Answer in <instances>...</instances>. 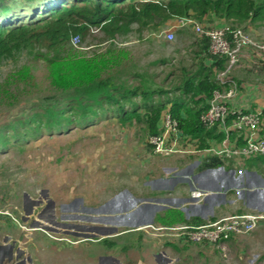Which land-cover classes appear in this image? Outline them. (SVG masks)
Instances as JSON below:
<instances>
[{"label": "trees", "instance_id": "16d2710c", "mask_svg": "<svg viewBox=\"0 0 264 264\" xmlns=\"http://www.w3.org/2000/svg\"><path fill=\"white\" fill-rule=\"evenodd\" d=\"M178 19L199 23L221 22L213 26H229L248 33L264 28V0H0V64L17 60L22 55L32 56L43 64L47 88L44 91L38 87L31 68L24 66L0 86V100L7 101L11 107L20 104L22 98H29L31 90H34L37 100L42 99L56 107L48 110L43 103L34 105L36 108L33 110L38 111L16 120L13 125L1 126L0 137L11 132L14 145L28 144L44 134H62L72 127L93 126L102 120H110L122 128L134 130L137 137L148 140L151 136L162 134V118L170 114L178 123L181 142L184 139L182 144L188 140L196 150H205L213 147L211 141L214 140L217 147L224 134L217 128L205 129L200 123V115L207 110L213 92L225 88L216 81V72L225 68L226 59L209 54L206 38H197L192 44V53L188 55L194 72L174 87L180 94L190 95L184 101L183 97L153 101L156 96H166L168 90H149L142 94L138 92L140 89L125 93L117 91V81L111 79L112 74L125 67L130 68L134 75L138 70V62L131 53L110 47L103 53L92 52L90 57H86L71 45L73 37L83 41L92 29L98 30L108 40L127 36L134 26L141 36L144 32L156 33ZM167 62L166 58H161L152 64ZM179 69L185 68L181 65ZM93 85L111 87L116 96L100 95L94 100L80 96L84 89ZM138 97L142 101L137 102ZM106 107L112 109L104 110ZM92 110L95 113L91 114ZM54 116L60 121L53 120ZM38 120H42L41 126L35 124ZM263 120L264 112L261 122ZM226 121L230 124L231 118ZM24 128L30 131L26 132ZM236 133L232 131L231 136L235 137ZM261 135L264 138V134ZM239 140L241 145L238 146H242L243 141ZM146 144L152 151V146L148 142ZM2 147L0 144L1 152L8 149ZM263 157L257 155L244 160L245 167L255 168ZM227 164L234 165L221 157L211 156L203 159L200 170L228 168ZM3 219L5 216L0 214V235L4 229L14 232L9 219H5V224L1 222ZM203 223L197 219L187 221L182 212L172 209L157 214L154 220L155 225L165 227L181 224L198 226ZM143 237L142 232H126L103 239L98 245L104 247L106 254L117 250L126 254L141 250L146 245Z\"/></svg>", "mask_w": 264, "mask_h": 264}, {"label": "rangeland", "instance_id": "374dc122", "mask_svg": "<svg viewBox=\"0 0 264 264\" xmlns=\"http://www.w3.org/2000/svg\"><path fill=\"white\" fill-rule=\"evenodd\" d=\"M179 20L171 21L159 32H144L142 36L135 31L136 27L134 26V30L127 36L108 40L98 30L92 29L77 47H74L72 43L71 45L78 52L84 53L86 57H90L92 52L103 53L110 47L130 52L134 60L138 62V70L135 73L138 78L134 77V72L128 67L117 69L111 76L112 80L117 81L115 85L117 91L125 93L129 90L140 89L138 92L142 94L149 90H166L161 84L164 76H167L166 72L173 74V79L175 76H179L182 73L179 67L183 65L185 68L191 64L186 55L192 53V44L201 37L190 28L191 26L180 27ZM192 21L195 25L203 28L215 27L213 25L221 23ZM168 33H173L171 41L166 39ZM246 34L254 41L264 44V28ZM248 51L244 58L240 57L231 74L236 75L237 73L238 76H248L250 79L252 76L250 71H258L259 61H264V54L258 53L252 48H248ZM161 58H166L168 62L163 65L152 64ZM24 66L31 68L35 83L46 91L43 64L27 55L0 64V86L10 75ZM170 78L168 77V80ZM176 84L175 80H171L167 85L173 88ZM100 95L107 97L114 95L113 97H115L116 93L113 88L103 85H93L80 93V96L91 100L97 99ZM43 101L42 99L37 100L34 90H31L29 98H22L20 104L11 107L7 101L0 100V127L8 123L13 125L16 120L26 118L33 111H38L39 109L33 110L36 108L34 105L43 103V107L48 108V110L56 109L50 102ZM136 101L142 100L138 97ZM82 109L84 112L83 107ZM107 109L111 110L112 108H104V110ZM90 113H95V111L92 110ZM89 117L92 118V116ZM53 120H57V117L54 116ZM57 121L60 119L58 118ZM35 124L41 126L43 122L38 120ZM15 126L13 129H16ZM25 131L29 132L30 130ZM12 138L13 133L11 132L0 137L2 148H8L4 152L0 151V214H6L7 217L10 216L13 219L10 223L11 226H22L23 228L25 227L23 224L29 226L28 222L21 220L22 216L29 213V210L31 211L35 205L39 206L34 214L39 213L46 204H49L47 214L52 215L53 208L50 205L53 204L57 221L69 224V220L60 218L62 214L70 213L62 212L61 205L68 204L75 198V200L82 201V206L84 201L86 205L92 204L97 207L120 189L136 190V185L142 182L140 177L145 175L151 166H156L160 162L164 163L163 159L170 157L175 158V163H178L176 157L180 155L175 154L170 157L155 155L147 147V139L143 140L141 137H137L134 130L122 128L117 122L110 120H102L93 126L72 127L62 134H52L51 136L44 134L40 139L31 140L28 144L14 145ZM177 168L179 167L177 166ZM178 189H181V185ZM75 213L83 215L81 211ZM72 223L79 224L77 221H72ZM123 228L121 227L119 230ZM47 233L52 238L44 234L42 241L37 240L39 243L33 240L37 246V252H35L34 247L31 256L34 261L42 262L41 258L44 259L41 264H98L97 257L102 255L116 257L122 264H138L139 259L146 264H167L166 259L152 256L153 254L159 256L164 250L169 252V256L166 255V258H171L173 264H229L227 260L230 261V255L223 257L220 252L215 254L214 249L211 250L206 245L182 242L183 247L187 246V251L179 254L173 253L171 249H166L164 244L165 242H172L170 241L172 239L158 236L160 233L147 234L144 242L147 246L144 245L141 251L136 249L126 254L119 250L115 253L106 254L107 251L104 247L90 241L75 245L70 244L68 247L63 241L74 242L78 240L80 242L83 241V238L65 235L61 231L54 233L48 230ZM17 235L18 233L14 230L11 236L18 238ZM253 235L254 238L249 242L253 246L249 247L248 245L249 253L247 254L250 259L254 260L253 264L258 261L263 264L264 227L258 226L256 232L251 236ZM28 237L29 239H37L33 236ZM20 238L16 239V243H12L14 239L8 241L0 235V247L9 243V245L14 246V249L21 248L30 252L28 239L24 236H20ZM3 256L5 258L4 264H16L25 257V255L20 257L21 255L19 256L15 252L12 260L8 262L9 255L0 248V258ZM233 260L234 258H232V264L236 263L237 260ZM36 263L37 261H35Z\"/></svg>", "mask_w": 264, "mask_h": 264}, {"label": "crops", "instance_id": "0c3cea01", "mask_svg": "<svg viewBox=\"0 0 264 264\" xmlns=\"http://www.w3.org/2000/svg\"><path fill=\"white\" fill-rule=\"evenodd\" d=\"M247 52H249L248 48H245L241 57L244 58ZM186 56L190 59V56ZM206 63L209 64V62ZM259 66L257 72L254 70L250 71V75H252L250 79L248 76H238L237 73L236 75L231 74V77L237 84V91L234 97L229 101V107L244 113L259 112L262 114L264 112V61L260 60ZM180 71L184 72L181 74L178 72L180 75L176 76V79H173V74L166 72V75H169L171 78L168 80V77L164 76L162 80L161 84L169 91L168 95L172 96L169 100L181 96L183 97L182 101H184L190 96L188 94H180L174 87L172 88L169 86L170 88H167V84L171 80L178 81L176 86L180 85L179 83L182 79H185L186 76L194 72V67L190 64L185 67L184 70ZM155 77L158 76L155 75ZM166 81L168 82L165 84ZM262 122L263 126H261ZM262 122L260 125V131L262 132H260L261 137V134H264V120ZM239 137L241 138L240 140ZM238 140L242 141L241 134L239 135L236 133L235 137L230 136V141L232 143L241 145ZM182 141H184V139ZM211 143L212 146L215 147L217 142L212 140ZM181 146L188 150L195 148L190 145V142L188 143V140L181 144ZM208 157L210 156L201 152L178 155L176 157L178 163H175V158L173 157L163 159L164 163L160 162L156 166H151V169L140 177L142 182L136 185V190H130L128 188L120 189L118 192L105 199V201L97 207H94L92 204V206L86 205L84 201L82 206V201L78 203L74 198L70 203L61 205L62 212L70 213L62 214L60 218L62 220H69V224H63L57 221L54 213V205L52 203V205H50V207L53 208L52 215L47 214L49 204H46L39 213L34 214V211L39 206L35 205L31 211L29 210V213H26L21 218L22 221L28 222L29 227L25 224H23L25 226L24 228L22 226H12V229L18 233L17 236H19V239H21L20 236H24L28 239L27 243L29 244L30 252L21 248L14 249V246L9 245V243L2 245L0 248L6 251L7 255L11 253V259L7 258L8 262L12 260L16 252L19 256L21 255L20 257L25 255L24 258L16 262L17 264H20L22 261H24V264H35V261H37L36 264H41L44 259L41 258L42 262L38 260L34 261L31 253L34 247L35 252H37L35 242L39 243V240L42 241L44 234L51 237L50 234L47 233L48 230L54 233L61 231L69 236H79L75 233L76 229L82 226L88 228V233L84 236H80L83 238V241L80 242H78V240L74 242L65 240L64 242L63 240L53 239L63 241L68 247L70 244L75 245L86 241L98 245L103 239L116 237L126 232H142L144 234L143 242H145L147 234L141 229L149 225H155L154 220L156 215L170 209L182 212L187 221L197 219L202 222L239 213H264V157L253 169L245 167V162L243 161L238 165L227 164L226 167L228 168L219 167L223 168V170H219V168L200 170L203 159ZM177 166L179 168H177ZM179 185H181L180 190L178 189ZM195 190L206 193V195L200 200L191 199L190 193ZM255 190L258 191L255 192ZM79 211L83 212V215L75 213ZM41 214L49 215V217H40ZM2 215L5 216L6 220L9 219V223L13 221L10 216L7 217L6 214ZM5 219L1 220L3 224L6 223ZM72 221H77L79 224H73ZM56 223L58 224L56 225ZM49 225H56V229H51ZM259 226H261V228L264 227V223H260ZM121 227L124 228L119 230ZM256 230L252 234H254ZM3 233L1 236L4 239L8 241L14 239L12 243H16L18 240V238H13V236H11L13 232H9L8 229H4ZM251 235L235 238L228 242L227 247L230 261L227 260V263L232 264V258H234L233 261H239H236L234 264H245L244 262L254 263V260L250 259L247 254L249 253V247L253 246L249 243L251 242L250 240L254 238V235ZM258 235L260 236V234ZM28 236L37 237V239H29ZM96 237L98 239H94ZM164 244L166 249H171L173 253L176 254L187 251V246L183 247L180 241L175 240L173 242H165ZM9 248H11V250H9ZM143 248L144 247H142L141 250ZM208 248L213 250L211 247ZM213 252L219 254L215 250H213ZM168 254L169 252L164 250L159 256H155L154 254L152 256H154V258H163V260L166 259V261H168L167 264H173L171 258H166V255L169 256ZM102 256L97 257L98 264H100V259L103 258ZM182 258L184 259V257ZM104 260L108 262L111 261L114 264H122L119 259L112 256L105 257ZM4 261L5 258L3 256L0 258V264H4ZM262 263L264 264V262ZM138 264L146 263L139 259ZM256 264H261V262L259 263L258 261Z\"/></svg>", "mask_w": 264, "mask_h": 264}, {"label": "built area", "instance_id": "2783aa9c", "mask_svg": "<svg viewBox=\"0 0 264 264\" xmlns=\"http://www.w3.org/2000/svg\"><path fill=\"white\" fill-rule=\"evenodd\" d=\"M180 27L192 26L193 30L206 38L209 42V54L219 59H226L225 68L216 72V81L219 85L225 86L222 90L214 91L208 100V108L200 115L201 125L209 130L219 129L224 138L219 146L205 149L203 151L194 149H184L181 144V133L178 131L177 121L170 114H165L162 118L163 132L158 136H151L147 142L152 146V152L159 156H172L175 154L185 155L190 153H205L206 155L221 157L226 162L241 164L246 159L257 155H264V138L260 136L261 113L248 112L228 106L229 101L237 91V84L231 77V71L237 66L239 59L246 48H252L258 53H264V44L254 41L241 29H231L229 26L221 28H203L195 25L191 19H180ZM166 39L171 41L173 33H168ZM71 43L77 47L80 43L78 37H73ZM170 88V87H168ZM181 97V96H179ZM171 95L156 96L154 102H162ZM231 118L227 124V118ZM232 131L240 133L243 141L242 146H238L230 141ZM206 193L192 191L191 199H202ZM264 221V213L251 212L239 213L225 216L219 219L207 220L198 226L187 224L174 225L169 227L149 225L141 229L146 234L172 239L170 241H180L188 244L206 245L223 257L228 255V242L239 237L251 235Z\"/></svg>", "mask_w": 264, "mask_h": 264}, {"label": "flooded vegetation", "instance_id": "af4514ba", "mask_svg": "<svg viewBox=\"0 0 264 264\" xmlns=\"http://www.w3.org/2000/svg\"><path fill=\"white\" fill-rule=\"evenodd\" d=\"M46 216H48L49 217V215H46V214H41L40 215V217H46ZM58 223H56V225H57ZM56 225H49V227L51 228V229H56L55 227H56ZM92 230V229H91ZM93 231V230H92ZM75 233L77 234V235H79V236H84V235H86L87 233H88V228H86V227H79L78 229H76V231H75ZM10 250H11V248H10ZM11 253H9V259H11ZM103 258H101L100 259V264H114V263H112L111 261L110 262H108V261H105L104 260V258L105 257H110V256H102ZM17 264V263H16ZM20 264H24V261H22Z\"/></svg>", "mask_w": 264, "mask_h": 264}, {"label": "water", "instance_id": "95a60500", "mask_svg": "<svg viewBox=\"0 0 264 264\" xmlns=\"http://www.w3.org/2000/svg\"><path fill=\"white\" fill-rule=\"evenodd\" d=\"M219 170H223V168H219ZM258 190H255V192H257ZM76 202H78V203H81V200H76ZM150 222H151V220H150ZM149 222V223H150Z\"/></svg>", "mask_w": 264, "mask_h": 264}]
</instances>
